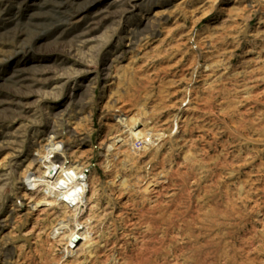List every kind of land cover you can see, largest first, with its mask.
I'll list each match as a JSON object with an SVG mask.
<instances>
[{
	"label": "rangeland",
	"instance_id": "rangeland-1",
	"mask_svg": "<svg viewBox=\"0 0 264 264\" xmlns=\"http://www.w3.org/2000/svg\"><path fill=\"white\" fill-rule=\"evenodd\" d=\"M0 264H264V0H0Z\"/></svg>",
	"mask_w": 264,
	"mask_h": 264
},
{
	"label": "built area",
	"instance_id": "built-area-1",
	"mask_svg": "<svg viewBox=\"0 0 264 264\" xmlns=\"http://www.w3.org/2000/svg\"><path fill=\"white\" fill-rule=\"evenodd\" d=\"M137 138L138 139L135 141L137 145L149 143V139L147 137L145 138L141 136ZM53 143H55L54 148L57 147V149L55 151L51 150L49 156L41 158L44 163V170L41 175L45 174L46 176L42 181L37 182L38 186L35 191L29 190L28 184H26V189L31 193L41 192L44 197H49L51 201L54 200L58 205L69 210L78 209L83 205L88 192L89 168L86 166L77 167L72 164L69 160H67L66 155L64 154V144L56 140H54ZM49 149L50 148L47 147L46 151ZM49 164H51L50 171L47 170V166ZM37 175L35 174L34 178H36ZM16 203L21 205V200L17 199ZM80 226L82 225H79L78 227ZM74 230H77V226ZM70 238L71 237L69 235V238H67V248L69 247V243L73 241ZM69 249L72 250V248Z\"/></svg>",
	"mask_w": 264,
	"mask_h": 264
},
{
	"label": "bare ground",
	"instance_id": "bare-ground-1",
	"mask_svg": "<svg viewBox=\"0 0 264 264\" xmlns=\"http://www.w3.org/2000/svg\"><path fill=\"white\" fill-rule=\"evenodd\" d=\"M118 122H128L129 120H130V118H128V117H125V116H118L117 117V119H116ZM133 128H135V126H133ZM132 134L134 135V136H136V137H141V132H140V129L138 130L137 128L135 129V130H133V132H132ZM52 137V136H51ZM55 140V138H53V140H51V139H49L48 140V145H47V147H49L50 149L49 150H47L46 151V157L47 156H49V154H50V152H51V150H56L57 149V147L56 148H54V144L55 143H53V141ZM50 168H51V164H49L48 166H47V170H49L50 171ZM46 175L45 174H43V175H40V176H37L36 178H34L33 177V179H31L30 181H29V190H34L35 191V189H36V187L38 186L37 185V182H40V181H42L43 180V178L45 177ZM32 183V184H31ZM54 203H53V201H51V199H49V197H44L43 199H41L40 201H38V202H36L35 203V207L34 208H38V207H41V206H43L44 208L45 207H51L52 205H53ZM57 225H59L58 227H57V229L59 230V231H61L63 228H66V224H64L63 222H59ZM84 230H83V227H77V230L75 231H73L72 233H71V240H73V238H74V236L75 235H77L78 237H79V241L78 242H76V241H71V243L72 244H74V245H76L77 243H80V241H81V243H80V245H82L83 244V242L82 241H84ZM71 243H69V247H71L70 245H71Z\"/></svg>",
	"mask_w": 264,
	"mask_h": 264
},
{
	"label": "crops",
	"instance_id": "crops-1",
	"mask_svg": "<svg viewBox=\"0 0 264 264\" xmlns=\"http://www.w3.org/2000/svg\"><path fill=\"white\" fill-rule=\"evenodd\" d=\"M11 210L17 211V206L15 205V202L11 203ZM19 216H21V215H19ZM34 217H35V219H42L43 218V211L40 210L39 212H36Z\"/></svg>",
	"mask_w": 264,
	"mask_h": 264
},
{
	"label": "water",
	"instance_id": "water-1",
	"mask_svg": "<svg viewBox=\"0 0 264 264\" xmlns=\"http://www.w3.org/2000/svg\"><path fill=\"white\" fill-rule=\"evenodd\" d=\"M74 241L78 242L79 241V237L77 235L74 236L73 238Z\"/></svg>",
	"mask_w": 264,
	"mask_h": 264
}]
</instances>
